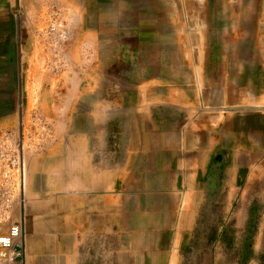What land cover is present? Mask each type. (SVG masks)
Instances as JSON below:
<instances>
[{
  "label": "rangeland",
  "instance_id": "obj_1",
  "mask_svg": "<svg viewBox=\"0 0 264 264\" xmlns=\"http://www.w3.org/2000/svg\"><path fill=\"white\" fill-rule=\"evenodd\" d=\"M69 1L0 0V197L12 199V209L1 205L0 231L21 220V264L28 249L32 264H264V146L248 153L247 135L256 116L217 90L228 79L219 53L237 66L232 44L217 53L211 45L206 75L184 76L162 41L170 29L153 28L159 20L144 4ZM78 135L97 180L110 170L113 205L122 195H189L188 179L207 182L194 189L206 200L138 230L130 205L114 209L111 236L89 249L77 246L69 212L29 247L31 201L63 197L70 208V188L40 184L47 166L69 164Z\"/></svg>",
  "mask_w": 264,
  "mask_h": 264
},
{
  "label": "crops",
  "instance_id": "obj_2",
  "mask_svg": "<svg viewBox=\"0 0 264 264\" xmlns=\"http://www.w3.org/2000/svg\"><path fill=\"white\" fill-rule=\"evenodd\" d=\"M104 1L108 3L110 0ZM69 3L78 5L80 1L70 0ZM137 3L145 5L143 10L155 13L159 23L153 24V28L165 26L170 29L172 35L159 36L162 41L165 40L174 46L173 53L177 57L178 66L183 67L184 76L206 75L205 66L212 56L211 45H215L217 53L224 43L232 44L231 53L237 60V66L229 69V53H219L224 64V75L228 76V79L224 87L217 90L227 93V102H232L235 107L241 108L242 111L246 109L249 114L256 116H253L255 121L249 124L247 130V135H251L248 153L260 150L264 146V0H137ZM229 39L231 42H228ZM217 57L215 56V59ZM200 84L204 83L201 81ZM239 118L242 126L245 123V120H242L244 114ZM86 139V135H78V142H72L74 148L69 164L45 168L40 186L45 189L55 187L62 191H68L70 188V208L60 205L64 204L63 197L59 202L57 198L56 206L48 205L45 199L48 195L42 196L39 201H31L34 205L29 208L26 220L29 247L38 240L42 230L49 227L52 220L56 224L64 223L70 216L77 246L84 244L83 246L89 249L98 237L103 236L105 243L106 237L111 236L114 209L121 213L127 211V206L130 205L132 222L138 230L147 226L145 220L149 217V224L155 228L161 226V217L164 220L172 219L177 210L181 211V216L187 217L197 210V203L206 200L205 196L196 195L194 189L205 187L203 184L207 182L188 179L181 181V184L189 189V195H122L113 205L110 170L107 178L104 170V179L97 180L94 173L95 159L84 143ZM234 183L231 181L230 187H234ZM255 183L257 182L248 181L247 185ZM259 184L264 187V181ZM174 187H178V181ZM181 202L186 205L179 209L177 205ZM53 209L55 211L52 213ZM69 212L70 215L67 216ZM28 250L29 264H32L33 259L30 249Z\"/></svg>",
  "mask_w": 264,
  "mask_h": 264
},
{
  "label": "built area",
  "instance_id": "obj_3",
  "mask_svg": "<svg viewBox=\"0 0 264 264\" xmlns=\"http://www.w3.org/2000/svg\"><path fill=\"white\" fill-rule=\"evenodd\" d=\"M8 194V193H7ZM12 209V199L8 194L0 197V211ZM22 223L20 219L10 221L4 231H0V264L22 263Z\"/></svg>",
  "mask_w": 264,
  "mask_h": 264
},
{
  "label": "bare ground",
  "instance_id": "obj_4",
  "mask_svg": "<svg viewBox=\"0 0 264 264\" xmlns=\"http://www.w3.org/2000/svg\"><path fill=\"white\" fill-rule=\"evenodd\" d=\"M188 36V35H187ZM188 38V37H187ZM176 179V178H175ZM175 184V183H174Z\"/></svg>",
  "mask_w": 264,
  "mask_h": 264
}]
</instances>
